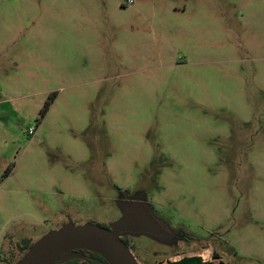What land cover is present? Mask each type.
Here are the masks:
<instances>
[{
	"label": "rangeland",
	"instance_id": "obj_1",
	"mask_svg": "<svg viewBox=\"0 0 264 264\" xmlns=\"http://www.w3.org/2000/svg\"><path fill=\"white\" fill-rule=\"evenodd\" d=\"M135 203L137 264H264V0H0V264Z\"/></svg>",
	"mask_w": 264,
	"mask_h": 264
},
{
	"label": "water",
	"instance_id": "obj_2",
	"mask_svg": "<svg viewBox=\"0 0 264 264\" xmlns=\"http://www.w3.org/2000/svg\"><path fill=\"white\" fill-rule=\"evenodd\" d=\"M122 234L168 237L143 205L129 209L109 229L96 225L68 223L34 243L19 264H54L81 258L80 252L98 255L106 264H137Z\"/></svg>",
	"mask_w": 264,
	"mask_h": 264
},
{
	"label": "trees",
	"instance_id": "obj_3",
	"mask_svg": "<svg viewBox=\"0 0 264 264\" xmlns=\"http://www.w3.org/2000/svg\"><path fill=\"white\" fill-rule=\"evenodd\" d=\"M50 104H51V102H46L44 104V107L40 111V117H44L46 115V113L48 112ZM132 205H134V204H131V206ZM145 208H147V207L145 206ZM107 229H109V228H107ZM123 235H125V234L120 235V238L127 245V241L123 238ZM30 247L31 246H26L22 250L27 251ZM80 254H81V258H79V259H74V260H70V261H66V262H56L54 264H77L81 260L85 261V264H106L104 262V260L101 259L96 254H92V253H88V252H80ZM19 262H18V264H19ZM165 264H210V263L202 262L199 257L190 256V257H183L179 261H172V262L171 261H167Z\"/></svg>",
	"mask_w": 264,
	"mask_h": 264
},
{
	"label": "flooded vegetation",
	"instance_id": "obj_4",
	"mask_svg": "<svg viewBox=\"0 0 264 264\" xmlns=\"http://www.w3.org/2000/svg\"><path fill=\"white\" fill-rule=\"evenodd\" d=\"M135 205H140V204L135 203L134 205L131 206V208H132L133 206H135ZM141 205H143V204H141ZM143 206H144V205H143ZM146 207H147V206H146ZM149 214H150V213H149ZM150 215H151V214H150ZM151 217H152V215H151ZM152 218H153V217H152ZM161 229H162L163 231H165L163 227H161ZM165 232H166V231H165ZM166 233H168V232H166ZM170 236H171V235L168 233V237H167V238H169ZM26 252H27V251H26ZM26 252H25V253H26Z\"/></svg>",
	"mask_w": 264,
	"mask_h": 264
},
{
	"label": "crops",
	"instance_id": "obj_5",
	"mask_svg": "<svg viewBox=\"0 0 264 264\" xmlns=\"http://www.w3.org/2000/svg\"><path fill=\"white\" fill-rule=\"evenodd\" d=\"M197 257V256H196ZM183 258V257H182ZM182 258H178V259H170V260H167V261H179L180 259H182ZM167 261H165V262H163V263H161V264H165Z\"/></svg>",
	"mask_w": 264,
	"mask_h": 264
},
{
	"label": "built area",
	"instance_id": "obj_6",
	"mask_svg": "<svg viewBox=\"0 0 264 264\" xmlns=\"http://www.w3.org/2000/svg\"><path fill=\"white\" fill-rule=\"evenodd\" d=\"M29 133L33 134L34 133V128L29 129Z\"/></svg>",
	"mask_w": 264,
	"mask_h": 264
}]
</instances>
